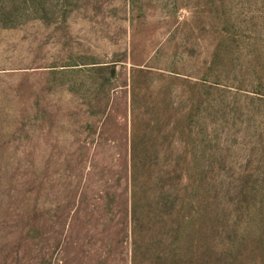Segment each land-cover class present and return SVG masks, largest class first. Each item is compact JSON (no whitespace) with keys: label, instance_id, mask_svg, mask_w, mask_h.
Returning <instances> with one entry per match:
<instances>
[{"label":"rangeland","instance_id":"374dc122","mask_svg":"<svg viewBox=\"0 0 264 264\" xmlns=\"http://www.w3.org/2000/svg\"><path fill=\"white\" fill-rule=\"evenodd\" d=\"M0 264H264V0H0Z\"/></svg>","mask_w":264,"mask_h":264}]
</instances>
